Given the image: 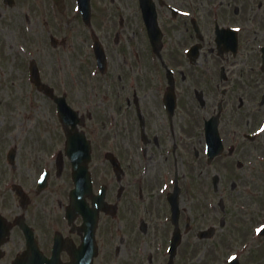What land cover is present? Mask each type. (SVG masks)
<instances>
[{"label": "flooded vegetation", "instance_id": "af4514ba", "mask_svg": "<svg viewBox=\"0 0 264 264\" xmlns=\"http://www.w3.org/2000/svg\"><path fill=\"white\" fill-rule=\"evenodd\" d=\"M27 4L22 22L27 25L31 59L37 62L41 80L54 91L55 85L46 79L65 76L67 50L77 60L83 58L77 79L86 78L87 69L91 78L96 69L92 39L98 35L106 41L116 31L115 41L124 40L116 59L111 58L107 86L87 89L90 98L77 89L93 159L103 156L96 152L100 140L121 142L107 149L123 172L115 174L119 188L114 196L106 179L107 202L115 208L100 213L93 264H177L179 249L193 244V237L211 252L214 240H235L226 244L228 252L219 264H226L231 254L239 264H264V0H90L87 23L79 10L71 11L69 0ZM148 11H153L163 33L156 56L162 64L144 72V55L129 33L145 34ZM45 46L49 51L44 53ZM192 46L196 49L186 54ZM41 54L54 63L49 71L41 64ZM62 134L57 146L47 149L46 143L42 148L49 163L65 156ZM39 158L41 168L49 169L43 154ZM98 166H90L94 184L104 181ZM176 186L179 216L174 220L167 196ZM41 204L49 208L47 201ZM162 206L164 213L153 218ZM195 207L200 211L193 212ZM0 214V255L15 256L21 250L15 241L22 235L17 224L21 217L8 205L0 207ZM207 214L212 219L202 218ZM23 217L46 254L58 233H72L73 242L80 243V216L73 225L64 216ZM126 237L134 243L132 257L123 248ZM177 237L180 242L169 263L171 240ZM62 256L68 259L65 251Z\"/></svg>", "mask_w": 264, "mask_h": 264}, {"label": "rangeland", "instance_id": "374dc122", "mask_svg": "<svg viewBox=\"0 0 264 264\" xmlns=\"http://www.w3.org/2000/svg\"><path fill=\"white\" fill-rule=\"evenodd\" d=\"M69 1V7L72 8V0ZM17 2V6L10 8L0 0V11L2 13L0 18V207L3 205L14 207L16 213H22L27 217L30 215V219L33 217L40 218L42 216L60 217L67 201L68 191L73 185L71 167L68 159L63 157L60 161L61 170L57 173V162L49 159V163L46 158L45 152L48 147H55L60 142L58 135L62 134V128L59 126L58 119L53 113L52 102L48 101L41 92H38L36 87L28 80L27 60H29V57L26 53V47H28V31L26 25H23L22 20H25V13L27 14L29 9H27V0H17ZM24 22L26 24V21ZM129 35L131 42L133 44L134 42H138V48L141 52H144L141 45L142 37L139 34H136L135 37L132 33H129ZM106 44L110 48V52H113V50L120 51L124 45V40L121 43H116L115 32L112 31L109 33ZM43 49L44 53L49 51L46 46ZM114 54L113 59H116V55ZM40 57L43 61L41 63L42 66L49 71L48 67H51L54 63L47 61V55L41 54ZM77 59V56H73L71 50H67L63 61L65 76L61 79H46V81L53 86L55 85L57 92L67 91L69 93V103L78 109L81 98L77 89L82 88V91L84 90L85 93L84 95H86L87 91H89L87 89H90L94 83L102 88L106 87V83L102 81V77L88 79V69L85 75L87 79H76L83 72V70H78V66H82L84 62L82 57L79 60ZM102 140L97 144V155L100 152L104 153L108 148L112 149L111 144L116 146L121 145V142L112 143L107 140ZM46 143L47 149L43 151L42 148ZM12 147L17 149L16 163L14 166L7 164L5 158L6 152ZM120 152L121 155L127 154L125 148H121ZM41 154L44 156L43 164H50L51 176L48 181V186L42 191H36L35 183L39 172L43 169L41 168V159L39 158ZM125 161L127 162V160ZM92 163H99V166L96 168L97 174H101L100 176H102L104 182L107 178H110L108 180L112 190L109 193L113 196L115 193L117 194L119 181L115 178L110 164L104 157L98 160L96 156ZM125 167L126 164H124ZM12 183H21L25 186L31 199L30 205H24L20 208L21 205L18 196L9 187ZM125 193L126 191L121 197L122 207L124 205ZM155 197L157 199L159 196L155 193ZM44 201L48 202L49 210L40 207L42 205L41 202ZM38 203H40L39 206L33 211ZM184 204L190 205V203L186 202ZM197 211H200V207H195L193 210V212ZM205 212L203 210V213ZM124 213L126 215L128 214L127 212ZM163 213L164 207L162 206L159 213H152L153 218ZM119 215H123L122 210H120ZM146 215L150 216L151 213L146 212ZM202 218L204 220L212 219L209 214L202 216ZM126 239L123 248L132 257V249L130 247L134 243L130 245L129 243L133 240L128 241L127 237ZM15 241L17 247H21L20 237H17ZM192 241L193 244L179 249V254L176 257L177 264H219L223 261V256L228 252L226 250L228 247L226 244L235 243V240L231 239L214 240L215 250L211 252L207 249L204 250L205 242L197 241L195 237L192 238ZM242 241L243 239L238 244ZM11 247H15L14 240L11 243ZM10 255L3 257L0 264H10L12 258Z\"/></svg>", "mask_w": 264, "mask_h": 264}, {"label": "water", "instance_id": "95a60500", "mask_svg": "<svg viewBox=\"0 0 264 264\" xmlns=\"http://www.w3.org/2000/svg\"><path fill=\"white\" fill-rule=\"evenodd\" d=\"M65 109H68L67 111H69L70 109L67 107V105L64 103L62 106H60V111H63ZM67 111H63L61 112L60 116H64L66 118V120L70 119L69 115L67 114ZM74 155V154H73ZM88 158H80L77 157L76 155L73 156V164H74V173L76 171L79 172V168L83 165L86 164ZM85 166L83 168V172H85ZM53 260H51L50 262H52Z\"/></svg>", "mask_w": 264, "mask_h": 264}]
</instances>
